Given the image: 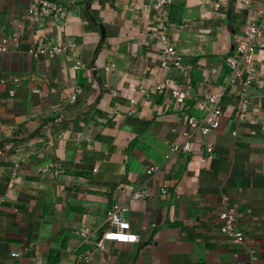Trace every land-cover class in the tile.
I'll use <instances>...</instances> for the list:
<instances>
[{
	"label": "crops",
	"instance_id": "1",
	"mask_svg": "<svg viewBox=\"0 0 264 264\" xmlns=\"http://www.w3.org/2000/svg\"><path fill=\"white\" fill-rule=\"evenodd\" d=\"M41 1L0 0V264H264V31L251 75L227 62L249 0ZM214 95L219 127L193 135ZM116 203L139 240L99 248Z\"/></svg>",
	"mask_w": 264,
	"mask_h": 264
},
{
	"label": "built area",
	"instance_id": "2",
	"mask_svg": "<svg viewBox=\"0 0 264 264\" xmlns=\"http://www.w3.org/2000/svg\"><path fill=\"white\" fill-rule=\"evenodd\" d=\"M172 0H168L171 2ZM40 15L49 16L60 12L64 9V6L56 1L42 0ZM251 10L255 13V18L249 21L246 25L244 38L238 43L236 50L232 56L228 58V65L231 69L230 82L234 79L241 77L242 75H251L253 72V66L256 57V50L259 40L263 36L264 31V0H249ZM31 53L38 55L35 49H31ZM42 53L49 57H57L63 55L64 49L60 46H54L45 50ZM176 56V60L180 62L181 57L178 56L176 49L172 46L167 47L166 57L170 58ZM177 62L176 64H178ZM77 69L82 67V64L76 63ZM162 87V86H161ZM178 102L182 103L187 96L185 92H174ZM76 96L74 95L73 98ZM209 100L215 105L213 112L208 114L202 119L190 117L188 123L191 127V133L202 132L208 133L210 129L219 127V117L221 116V110L218 105L220 103V96L214 95ZM247 102L245 98L241 102V105L235 111V119L237 121H243L247 113ZM185 152L191 151V143L186 142L181 148ZM215 158L214 148L208 146L206 149L205 159L211 160ZM155 169H150L149 172H153ZM163 193L166 190L162 191ZM148 195L146 189L139 190L133 194V199H143ZM129 207L123 203H116L105 215L103 225L111 226V228H105L103 230L101 238L97 242L99 248H103L107 242L127 243L135 244L138 242V235L132 232L131 223L128 217ZM221 222L220 232L223 236L234 239L238 242H243L245 239L244 233L237 227V221L235 216L229 211H223L219 216ZM16 257L17 254H13ZM58 264H69L68 261H63Z\"/></svg>",
	"mask_w": 264,
	"mask_h": 264
}]
</instances>
